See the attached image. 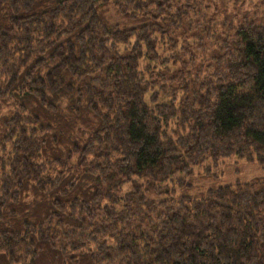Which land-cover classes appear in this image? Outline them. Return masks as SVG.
I'll return each mask as SVG.
<instances>
[{
  "label": "trees",
  "instance_id": "1",
  "mask_svg": "<svg viewBox=\"0 0 264 264\" xmlns=\"http://www.w3.org/2000/svg\"><path fill=\"white\" fill-rule=\"evenodd\" d=\"M237 161L264 165V3L0 0V264H264Z\"/></svg>",
  "mask_w": 264,
  "mask_h": 264
},
{
  "label": "rangeland",
  "instance_id": "2",
  "mask_svg": "<svg viewBox=\"0 0 264 264\" xmlns=\"http://www.w3.org/2000/svg\"><path fill=\"white\" fill-rule=\"evenodd\" d=\"M250 4L254 3H264V0H247ZM219 8L222 6L219 5ZM247 9H251L249 7H244ZM211 11H220L217 6L211 5L210 7ZM165 90L169 88L168 85L165 86ZM162 102H169L168 99H166L164 96L161 99ZM214 173H216L218 176L221 177V182H232L235 183L237 181H247L254 177H264V165H260L257 163H245L242 161H237V163H231L228 166H220L218 169L213 170ZM215 174V175H216ZM206 176L200 177L201 181L206 179Z\"/></svg>",
  "mask_w": 264,
  "mask_h": 264
}]
</instances>
